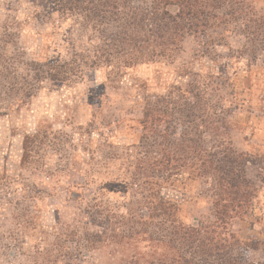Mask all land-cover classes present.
Segmentation results:
<instances>
[{"label": "rangeland", "instance_id": "374dc122", "mask_svg": "<svg viewBox=\"0 0 264 264\" xmlns=\"http://www.w3.org/2000/svg\"><path fill=\"white\" fill-rule=\"evenodd\" d=\"M238 1L264 17V0ZM54 26H59L55 18L44 22L30 18L25 0H0V34L11 35L8 55L22 52L27 61L34 54L66 59L73 50L80 54L95 44V34L88 30L75 29L69 37ZM223 37L226 47H214L203 57L199 55L206 50L204 41L187 38L171 66H142L116 81H108L106 70L84 69L81 78L70 83L44 81L34 98L22 99L24 104L10 112L5 111L9 103L1 104L0 264H148L163 253V247L150 245L143 234L124 237L121 243L118 231L106 230V225L88 226L87 204L93 198L102 201L107 208L103 214L113 228L115 221L126 225L133 218L129 204L141 199L132 197L134 170L129 168L136 157L131 146L141 135L142 93L135 86L146 83L149 94H161L173 80L184 85L186 81L174 79L173 72L190 63L200 74L211 70L222 74L212 79L213 86L228 78L212 93V105L223 112L214 117L215 126L222 142L255 164L247 168V177L256 185L264 215V189L256 181L264 169V51H256L250 63V48H259L257 42ZM33 135L42 143L36 144V154L26 164L23 143ZM183 181L184 185L163 192L176 201L178 219L186 225L211 220L213 183ZM68 190L84 200L72 201ZM119 227L129 235L127 226ZM229 232L244 242H263L264 216L259 223L234 222ZM90 234L105 242L91 248L85 242ZM263 256V246L249 253L253 261Z\"/></svg>", "mask_w": 264, "mask_h": 264}, {"label": "trees", "instance_id": "16d2710c", "mask_svg": "<svg viewBox=\"0 0 264 264\" xmlns=\"http://www.w3.org/2000/svg\"><path fill=\"white\" fill-rule=\"evenodd\" d=\"M25 2L30 18L43 22L55 18L59 26L54 28L69 37L75 29L88 30L95 34V44L80 54L73 50L66 59L34 54L27 61L22 52L6 54L11 35L4 31L0 34V112L4 102L9 103L5 111L10 112L24 104L22 99L34 98L44 81L70 83L81 78L84 69L106 70L108 81H116L142 66H171L187 38L204 41L206 50L201 57L214 47L225 48L224 35L257 42L259 48H250V63L255 61L256 51H264V46H260L264 45V17L238 0ZM217 30L220 34H216ZM192 66L190 63L175 69L174 79L184 80L185 84L173 80L163 87L161 94H149L146 83L135 86L142 93V118L138 122L141 135L131 146L136 157L129 168L134 170L132 197L141 199L129 204L133 218L126 225L125 221H115L117 227L113 228L108 215L103 214L107 210L105 204L93 198L87 204V225H106V230L118 231L121 243L124 237L147 236L150 245L163 247V253L148 264H264V256L260 261L249 258L250 252L264 247V241L244 242L229 232L234 222L259 223L264 215L256 185L247 177V168L255 164L222 142L215 126L218 121L214 117L223 112L212 105V93L219 91L228 78H220L216 87L212 79L222 74L212 70L200 74ZM36 138L25 137L23 163L32 162L36 144L42 143ZM198 179L213 183L212 218L186 225L178 219L176 201L163 192L184 185L183 180ZM256 181L264 189V169L259 171ZM67 192L74 202L84 200L78 192ZM144 218L146 223L141 222ZM119 226H127L129 235L125 236ZM137 226L142 229L136 230ZM85 231L88 232L87 228ZM88 236L85 242L91 248L105 242L98 240L97 235Z\"/></svg>", "mask_w": 264, "mask_h": 264}]
</instances>
